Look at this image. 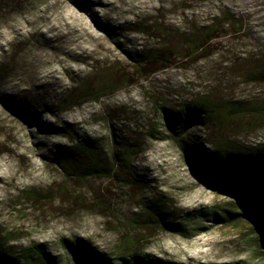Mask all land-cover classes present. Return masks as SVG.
I'll return each instance as SVG.
<instances>
[{
	"label": "rangeland",
	"instance_id": "1",
	"mask_svg": "<svg viewBox=\"0 0 264 264\" xmlns=\"http://www.w3.org/2000/svg\"><path fill=\"white\" fill-rule=\"evenodd\" d=\"M201 34L204 49L186 56L181 45ZM202 94L211 107L244 109L216 111L183 134L165 130L160 105L178 109ZM255 102H264V0H0L5 248L37 243L57 264H74L63 239L111 256L119 241L178 264H264L258 221L218 220L224 208L240 211L237 197L205 182L181 148L263 144ZM85 137L105 169L80 179L50 156ZM151 198L178 229L147 216Z\"/></svg>",
	"mask_w": 264,
	"mask_h": 264
},
{
	"label": "trees",
	"instance_id": "2",
	"mask_svg": "<svg viewBox=\"0 0 264 264\" xmlns=\"http://www.w3.org/2000/svg\"><path fill=\"white\" fill-rule=\"evenodd\" d=\"M203 37V34L191 36L181 45L185 46L184 49L187 51L191 49L186 56L204 49ZM163 60V58L158 59L160 62ZM210 102L208 95L202 94L184 101L178 109L160 105L159 112L166 126L165 130L172 135L183 134L194 125H205L216 111L229 115V113L240 112L244 109L241 105H235L239 103L233 101H227L228 103L212 101L215 107H211ZM250 108L252 109L251 114H262L264 102H255L250 105ZM62 129L61 126L56 127V134L62 135ZM71 140V143L67 145H56L55 150L51 151L50 159L53 162L59 166L71 168L72 175L80 179L104 171V163L93 139L85 137ZM181 148L188 163L198 171L205 182L224 192H231L237 197L240 211L224 208L222 213H215V217L218 220L225 219L229 222L244 218L257 220L258 227L264 234V143L252 148H244L234 142L217 139L208 149H203L201 146L192 147L187 142L183 143ZM125 155H127L126 149L121 151L117 157L114 154L110 166L111 172L115 170L117 164H120V160H123ZM131 176L133 179L134 176L132 174ZM144 210L147 216L153 217L160 227L178 229L179 224L171 221V215L160 199L148 200L144 204ZM4 238L0 235V264H57L56 259L41 244L33 243L19 250L6 249L3 243ZM63 242L67 255L74 264H178L168 260L150 258L142 254L139 247L132 243L118 241L116 247L112 248L113 256H111L110 253L99 251L82 239L71 241L63 239Z\"/></svg>",
	"mask_w": 264,
	"mask_h": 264
}]
</instances>
